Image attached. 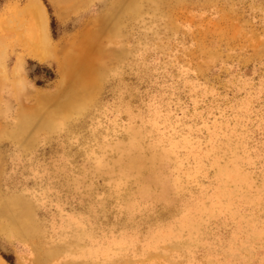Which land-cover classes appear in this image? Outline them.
<instances>
[{
	"label": "rangeland",
	"instance_id": "374dc122",
	"mask_svg": "<svg viewBox=\"0 0 264 264\" xmlns=\"http://www.w3.org/2000/svg\"><path fill=\"white\" fill-rule=\"evenodd\" d=\"M0 212L6 264H264V0H0Z\"/></svg>",
	"mask_w": 264,
	"mask_h": 264
},
{
	"label": "bare ground",
	"instance_id": "6f19581e",
	"mask_svg": "<svg viewBox=\"0 0 264 264\" xmlns=\"http://www.w3.org/2000/svg\"><path fill=\"white\" fill-rule=\"evenodd\" d=\"M29 15L31 17V25L29 26L28 28V31L30 33H28V38L31 37L32 35L34 36V40L36 39L37 40V45L35 46L34 49H32V53H31V57L39 62H45L46 61V55H45V50L44 49V46L46 45H49V37H48V32H47V26H46V23H47V20H46V11L44 9V7L42 6V4L40 3V1H38L35 5V7H30L29 8ZM33 33V34H32ZM32 36V37H33ZM31 37V38H32ZM33 41V40H32ZM44 45V46H43ZM32 48V46H31ZM56 53V52H55ZM58 61V60H57ZM71 63V59L69 57H66V56H63V58L61 59L60 63H59V66H61L62 70H61V73H65L66 76H67V73L66 72V67L67 65H70ZM69 69V68H68ZM72 72V71H71ZM73 73V72H72ZM71 73V74H72ZM18 75V74H16ZM73 77V76H72ZM72 82V81H71ZM75 83V82H74ZM73 84V83H72ZM71 84V85H72ZM67 85V84H66ZM24 86V85H23ZM21 86V88H19V93L17 94L19 99L18 100H21L22 97L24 96L23 94H25V87ZM69 86V85H68ZM66 87V86H65ZM73 87H71L72 89ZM75 89L77 87H74ZM22 89V90H21ZM69 89V88H68ZM70 91V90H69ZM27 94V93H26ZM59 94V93H58ZM61 94V93H60ZM55 95V94H54ZM61 96V95H60ZM60 96H56L55 98L58 99ZM63 96V95H62ZM67 97L69 98H72L73 95L72 94H67L66 95ZM81 95H79L80 97ZM62 98V97H61ZM36 102H38L39 104H41V100H36ZM39 106H42V105H39ZM24 118V117H23ZM26 118L28 119V117L26 116ZM25 118V120H27ZM24 120V121H25ZM29 121V120H28ZM27 121V122H28ZM26 122V123H27ZM25 124V123H24ZM14 125V124H13ZM18 125V124H17ZM16 125V126H17ZM19 127V126H18ZM15 128V127H14ZM18 132V131H17ZM15 134V131H13L11 133V135H14ZM18 201V200H17ZM3 211L4 208H3ZM1 213V212H0ZM9 214L10 215H14V216H18L17 212L15 213V209H11L9 210ZM31 218V217H30ZM30 218L29 220L27 219L26 220V224L22 225L21 222H17L15 224H13L12 226V229H6V231H11V230H15V232L21 234V232L19 231V229L23 232H28L29 231V225L31 224L30 223ZM32 219V218H31ZM29 226V227H28ZM1 228V227H0ZM5 230V229H4ZM0 264H6L2 259H0Z\"/></svg>",
	"mask_w": 264,
	"mask_h": 264
},
{
	"label": "trees",
	"instance_id": "16d2710c",
	"mask_svg": "<svg viewBox=\"0 0 264 264\" xmlns=\"http://www.w3.org/2000/svg\"><path fill=\"white\" fill-rule=\"evenodd\" d=\"M5 260L7 261V259L5 258Z\"/></svg>",
	"mask_w": 264,
	"mask_h": 264
}]
</instances>
